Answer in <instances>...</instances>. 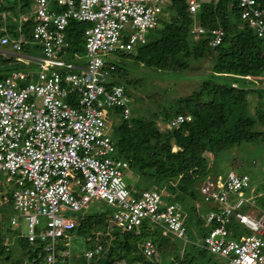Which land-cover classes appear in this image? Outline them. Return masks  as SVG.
Returning <instances> with one entry per match:
<instances>
[{
	"label": "built area",
	"instance_id": "1",
	"mask_svg": "<svg viewBox=\"0 0 264 264\" xmlns=\"http://www.w3.org/2000/svg\"><path fill=\"white\" fill-rule=\"evenodd\" d=\"M206 1L210 0H186L188 12L193 15ZM234 1L239 19L264 39V10L255 0ZM162 2L33 0L30 13L12 18L18 23L17 37H9L3 29L0 46L8 47L7 53L15 59L37 63L34 72L12 71L0 79V178L11 194L8 225L18 228L29 242L43 241L41 264H59L69 255L71 238L65 232L78 224L70 213L87 209L92 200L105 203L111 209L109 220L124 231L138 234L140 226L149 223L161 227V235L185 241L178 204H162L154 190L133 194L126 187L122 175L128 164L114 155L105 112L120 107L122 119L130 116L124 88L111 80L113 63H105L102 55L145 43V33L158 23ZM70 20L89 24L82 34L85 59L80 63L67 58L77 56L69 51ZM27 21L28 39L21 30ZM204 32L194 19L189 33L198 38ZM209 35L213 48L223 32L215 27ZM26 45L39 55L25 54ZM182 120L189 116L177 115L168 127ZM248 187L247 174L233 170L200 187L202 201L217 209L205 213L206 224L213 226L199 243L224 264H264V207L241 196ZM246 204L253 212L242 211ZM232 220L247 234L232 233L228 228ZM63 235L66 249L57 244ZM154 248L150 239L142 242L147 264ZM100 249L97 243L84 249L86 264Z\"/></svg>",
	"mask_w": 264,
	"mask_h": 264
},
{
	"label": "trees",
	"instance_id": "2",
	"mask_svg": "<svg viewBox=\"0 0 264 264\" xmlns=\"http://www.w3.org/2000/svg\"><path fill=\"white\" fill-rule=\"evenodd\" d=\"M32 3L33 0H0V13H7L6 16L9 14V19L17 17V11L28 10ZM164 3L167 12L161 18L162 25L156 29L155 36L146 38L145 43L121 54L132 57L136 67L144 66L165 73L185 70L190 68L191 62H196L201 70L200 74L186 75L180 72L176 77H196L199 79L198 87L185 96L166 99L165 107L160 102L156 103L163 122L172 121L177 115H188L189 120H182L164 131H158L154 121L157 116L154 113L146 119L132 114L128 119H122L119 115L120 107H114L108 109L107 116L110 120L112 115L109 114L112 112L113 117L117 118L110 134L114 155L125 160L127 168L138 176L146 178L151 185L150 190L157 192L160 200L161 197L167 198L168 202L163 204L179 205L185 234L187 228L191 230L189 227L192 224L190 217H186L185 221V214H194L196 235H190L191 241L184 237L185 241H182L188 247L173 251L172 247L163 244V239L175 238L174 236L160 234L158 239L143 238L141 234L144 223L138 234H135L116 226L106 214L89 208L70 213L78 224L67 230L65 236L80 239L86 248H91L96 243L101 246L90 258V264H108L121 260L126 264H147L148 259L141 249L145 239H150L155 246V252L150 257L151 264H209L212 259H217L197 243V239L201 240L213 226L212 223L207 224L202 229L201 219L197 218L196 202L200 200L201 184L209 180L206 178L211 169L219 164L222 155L227 161L230 155L224 154L225 152H229L234 146L264 139V87L258 86L264 83V39L258 38L239 19L238 6L234 0L203 2L193 15L187 10L186 0L163 1L159 4L160 9ZM255 3L264 10V0H255ZM194 19L205 30L198 38H193L189 33ZM5 22L0 18V27ZM9 22L11 24L4 26L5 32L15 38L18 23L11 19ZM88 25L87 22L74 20L68 22L66 32L71 42L69 51L77 55L76 58L71 56L68 59L79 61L78 56L83 54L82 34ZM215 27L222 30L223 36L220 43L211 48L209 31ZM21 30L28 39L30 22L22 23ZM2 34L4 32L0 30V36ZM3 47L5 46H0ZM22 48V51L32 53L31 46ZM11 61L15 62L14 66L0 70V79L12 71L23 70L26 66L24 60L0 54V64ZM110 62L105 61L113 63ZM112 73L117 77L113 84H120L119 80L122 79L127 83L132 81L123 78L125 68L121 65L113 63ZM167 73L164 76H173ZM69 104L74 106L72 101ZM221 165L225 167V171L233 170L224 162ZM238 167L240 169L242 166L239 164ZM237 172L247 174L242 170ZM217 175L219 173L214 177ZM247 191H250L249 187L242 189L241 196L245 197L243 193ZM137 192L139 191L134 194ZM232 196L235 198V195ZM253 199L256 205L261 203L264 207V196L261 199L254 195ZM10 204V192L3 191L0 194V207ZM203 205H207L208 210L217 209L211 203ZM109 212L110 209L108 214ZM232 222L233 220L228 228L236 233ZM1 225L0 220V264H41L44 261L43 241L36 239L29 242L20 235L18 228L13 229L9 225L4 228ZM64 238L63 235L58 241L59 248L66 249L62 241ZM59 264L86 262L82 253L74 255L71 251Z\"/></svg>",
	"mask_w": 264,
	"mask_h": 264
},
{
	"label": "rangeland",
	"instance_id": "3",
	"mask_svg": "<svg viewBox=\"0 0 264 264\" xmlns=\"http://www.w3.org/2000/svg\"><path fill=\"white\" fill-rule=\"evenodd\" d=\"M162 1H169V0H162ZM208 2V1H207ZM203 3V2H202ZM33 5L30 6L28 10H23L18 12L17 14L26 15L30 13L32 10ZM166 9H165V3L162 6L161 12L159 14V20L154 29H150L146 32V38L151 39L155 36L156 29L161 27L162 25V19L166 15ZM3 15H7V13H0V18ZM9 15V14H8ZM12 20V18L10 17ZM9 17L6 16L5 18V23L6 24H11ZM4 23V22H3ZM2 23V24H3ZM6 24L2 25L0 29L3 28ZM36 56L39 54H35ZM79 57L78 63L82 62L85 59V55L81 54ZM102 57L105 60H110L111 62L121 65L125 68V73L123 74V78L127 80H132L130 81L131 83L125 82L123 79L119 80V83L124 87L125 93L129 99L127 106L129 108L130 114L129 115H134L138 117H143V118H148L151 113H154L157 117L154 119L155 121V126L157 127L158 131H164L165 128H167L168 125L165 124L160 119V114H159V108H156V103L160 102L161 106L165 107V100L168 98L172 97H178V96H185L189 94L192 90L196 89L199 85V79L198 78H190V76H186L183 78H178L176 77L177 73L181 74H188V75H195V74H200L201 70L198 69L196 62H191L189 64L190 68H187L185 70H181L177 72V70L172 71V72H166L167 74H172L173 76L167 77L164 76L166 74L164 71L161 70H155L151 68H146L144 66H137L136 63L134 62L132 57H126L121 54V52L115 51V52H108L104 53ZM15 62L11 61L9 63L3 62V64H0V70L3 68H6L7 66H14ZM200 65V64H199ZM200 67V66H199ZM24 71H30L34 72L37 69V63L36 62H31L29 65L23 67ZM133 68V69H131ZM201 68V67H200ZM61 67L58 68V70L61 71ZM117 77L113 75L111 77V80H115ZM259 87H264V83L259 84ZM264 95V94H263ZM114 111V110H113ZM106 114H108V110L105 111ZM119 113V110H118ZM112 115L111 119L109 120V125L110 127V132L113 130V126L117 122V118L113 117V113L111 112ZM128 119V118H127ZM112 129V130H111ZM175 149V147L173 148ZM224 153V152H223ZM229 153L230 157L226 161V157L224 155L221 156L219 160V164H216L212 169L211 172L209 173V177L206 179H212L217 173H222L225 167L221 165L222 162L224 164L229 165L233 170L239 171L242 170L248 174L249 177L253 180L254 178L260 180L264 179V139H257L252 142L248 143H243L240 144L239 146H234L232 147L229 152H225L224 154ZM222 161V162H221ZM239 164L242 166L239 169ZM224 168V169H223ZM205 179V180H206ZM122 180L125 183L126 187L130 189L131 193H135L136 191H142V190H148L151 189V185L149 184V181L146 178L138 176L134 171L131 169L127 168L123 170V175H122ZM200 183L197 184V189ZM252 186L256 185L255 183H251ZM8 189L7 184H5L2 181V178H0V194L3 193V191H6ZM254 194L253 191H247L246 193H243V195L248 196ZM264 194V193H263ZM234 196H229L230 202H232V198ZM162 204L167 203L168 199L161 197ZM254 201V200H253ZM202 203V195L200 194V200L196 202L198 205L197 207V218L201 219L200 224L201 228H206L207 224L204 220V214L205 212L208 211L207 205H203ZM248 205L246 204L245 209L243 211H247ZM90 210L104 213L107 216H110V212L108 214V207L106 206L105 203L102 201H94L92 200L89 203ZM87 208V209H88ZM111 211V209H110ZM12 208L11 204L8 206H3L0 207V220L2 222L1 225L4 228L8 226V219L9 216L12 214ZM186 217H190V220L192 224L190 225L189 230L187 228L185 238H187L189 241H191L190 235L195 236L196 235V230L197 226L195 225V216L194 214L191 213L185 214V221ZM234 223V228L236 230V235L239 234H247L246 231L243 229L242 226L235 222ZM2 227V230L4 228ZM161 227L156 226L154 224H149V223H144V226L142 227V234L141 236L143 238L146 237H152L153 239H158L160 238V231ZM1 230V231H2ZM2 231V232H3ZM76 239V242L74 240ZM200 242V238L197 239V243ZM13 243H11L12 245ZM163 244L166 247H172L171 249L173 251H178L181 248L188 247V244L183 243L182 240H177L173 237H164L163 239ZM70 246L72 253L74 255L76 254H81L84 249L86 248L85 244L83 242H80V239L73 237L70 239ZM224 264L220 259H212L209 264Z\"/></svg>",
	"mask_w": 264,
	"mask_h": 264
},
{
	"label": "crops",
	"instance_id": "4",
	"mask_svg": "<svg viewBox=\"0 0 264 264\" xmlns=\"http://www.w3.org/2000/svg\"><path fill=\"white\" fill-rule=\"evenodd\" d=\"M4 17H1V20L3 21V22H5V18H6V15H3ZM9 16V15H8ZM2 18H4V19H2ZM11 18H16V17H11ZM17 22V21H16ZM2 25H4V24H2ZM2 27V26H1ZM0 27V28H1ZM3 29H4V32H5V27L3 26V28L2 29H0L1 31H3ZM6 33V32H5ZM7 34V33H6ZM8 35V34H7ZM9 36V35H8ZM10 37V36H9ZM11 38H13V37H11ZM67 39H68V36H67ZM68 41L70 42V39H68ZM82 42H83V39H82ZM70 47H71V42H70ZM70 47H69V49H70ZM32 48V47H31ZM33 49V48H32ZM8 52V50H7V48L6 47H3V48H0V54H2V55H5V57H8V56H10L11 57V55L10 54H8L7 53ZM70 53H72V52H70ZM25 54H29V52H25ZM31 54H33V55H35V54H38V51H36V50H32V53ZM36 56V55H35ZM26 62H28V64H30V62L29 61H26ZM240 171V170H239ZM222 173H225V170L222 172ZM250 178V183H249V190L252 192L253 191V193L254 194H252V195H249V196H251V197H253L254 195L256 196V195H258V197L259 198H261V199H263V196H264V179H262V180H260V178L258 179V177L255 179H251V177H249ZM251 183H255L256 185H253L252 186V184ZM233 199H234V197L232 198V201H233ZM261 204V203H260ZM260 204H258V205H260ZM261 206V205H260ZM247 212H253L251 209H247Z\"/></svg>",
	"mask_w": 264,
	"mask_h": 264
},
{
	"label": "clouds",
	"instance_id": "5",
	"mask_svg": "<svg viewBox=\"0 0 264 264\" xmlns=\"http://www.w3.org/2000/svg\"><path fill=\"white\" fill-rule=\"evenodd\" d=\"M5 47H6V46H5ZM6 48L8 49V47H6ZM120 85H121V84H120ZM122 87H123V86H122ZM123 88H124V87H123ZM169 123H170V121L167 122V123H165V124L168 125ZM169 127H170V126H169ZM169 127L167 126V128H169ZM229 170H231V169H229ZM229 170L225 171V173H219V176H222V177H223V176H224ZM233 171H235V170H233ZM235 172H237V171H235ZM237 173H238V172H237ZM217 176H218V175H217ZM217 176H216V177H217ZM247 176H248V175H247ZM216 177H213V179H215ZM248 177H249V176H248ZM249 181H250V178H249ZM249 183H250V182H249ZM248 197H251V196L248 195V196H245V197H243V198H248ZM251 198H252V200H254L253 197H251ZM203 204H205V203H203ZM247 205L249 206V204H247ZM257 205H258V204H257ZM244 206H245V205H244ZM244 206H243V207H244ZM243 207H242V211L244 210ZM248 209H251V210H252V209H254V208L251 207V206H249ZM243 212L248 213L247 211H243ZM71 251H72V250H71V246H69V252H68V253L70 254ZM77 257H78V256H77Z\"/></svg>",
	"mask_w": 264,
	"mask_h": 264
},
{
	"label": "bare ground",
	"instance_id": "6",
	"mask_svg": "<svg viewBox=\"0 0 264 264\" xmlns=\"http://www.w3.org/2000/svg\"><path fill=\"white\" fill-rule=\"evenodd\" d=\"M71 102V101H70ZM72 104V103H71ZM121 109V108H120ZM146 190V189H145ZM74 215V214H73ZM101 244V243H100Z\"/></svg>",
	"mask_w": 264,
	"mask_h": 264
}]
</instances>
